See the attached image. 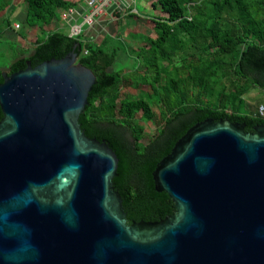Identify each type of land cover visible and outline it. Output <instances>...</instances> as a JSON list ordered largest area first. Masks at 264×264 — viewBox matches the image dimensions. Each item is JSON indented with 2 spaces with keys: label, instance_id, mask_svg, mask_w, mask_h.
Instances as JSON below:
<instances>
[{
  "label": "water",
  "instance_id": "1",
  "mask_svg": "<svg viewBox=\"0 0 264 264\" xmlns=\"http://www.w3.org/2000/svg\"><path fill=\"white\" fill-rule=\"evenodd\" d=\"M79 50L1 72L0 264H264V125L194 124L152 172L174 213L128 224Z\"/></svg>",
  "mask_w": 264,
  "mask_h": 264
},
{
  "label": "trees",
  "instance_id": "2",
  "mask_svg": "<svg viewBox=\"0 0 264 264\" xmlns=\"http://www.w3.org/2000/svg\"><path fill=\"white\" fill-rule=\"evenodd\" d=\"M22 2L25 25L41 31L57 9L74 6L68 0ZM11 3L0 0V14ZM152 6L158 12L151 35L125 66L118 49L71 38L63 30L39 34L27 53L4 55L0 61L1 83L3 70L9 75L24 69L27 61L34 67L61 59L79 43L77 61L96 78L79 124L86 136L104 141L119 159L112 182L128 224L156 222L174 213L169 196L154 189L152 172L194 124L228 119L244 123L247 132L264 125V118L245 111L242 100L252 89L264 98V0H153ZM143 85L150 92L121 97L122 86ZM138 113L140 121L156 126L146 144Z\"/></svg>",
  "mask_w": 264,
  "mask_h": 264
},
{
  "label": "crops",
  "instance_id": "3",
  "mask_svg": "<svg viewBox=\"0 0 264 264\" xmlns=\"http://www.w3.org/2000/svg\"><path fill=\"white\" fill-rule=\"evenodd\" d=\"M68 1L74 3V6L69 8L76 9L79 14H83L86 10V0ZM152 2L153 0H135L137 15H125L109 9L91 28L85 30L86 36L104 45L107 50L125 49V52L123 51L124 55L126 53L125 57L132 58V53L144 45L145 37L151 35L152 19L158 12V9L152 6ZM65 11L66 9H57L55 19L41 31L37 26L25 25V5L22 0H12L11 5L0 14L2 55L8 58L23 55L34 47L37 35H46L56 30L65 32V23L61 20L62 13ZM16 24L20 25V29L15 28ZM117 55L119 58L120 52Z\"/></svg>",
  "mask_w": 264,
  "mask_h": 264
},
{
  "label": "built area",
  "instance_id": "4",
  "mask_svg": "<svg viewBox=\"0 0 264 264\" xmlns=\"http://www.w3.org/2000/svg\"><path fill=\"white\" fill-rule=\"evenodd\" d=\"M109 9L124 14L133 15L138 13L135 0H86V10L83 14H79L74 8L66 9L62 13L61 20L65 23V33L71 38L91 41V37L86 36L85 30L91 28L97 19ZM15 28H18V26L16 25ZM256 114L264 118V105H260Z\"/></svg>",
  "mask_w": 264,
  "mask_h": 264
},
{
  "label": "rangeland",
  "instance_id": "5",
  "mask_svg": "<svg viewBox=\"0 0 264 264\" xmlns=\"http://www.w3.org/2000/svg\"><path fill=\"white\" fill-rule=\"evenodd\" d=\"M125 15H129V13H125ZM134 15V14H133ZM137 15V14H135ZM19 28V24H16ZM15 25V26H16ZM151 25V24H150ZM20 29V28H19ZM151 32V31H150ZM123 51L125 52V49H122L119 55V60L120 62H124L122 66H125L126 62L128 61V57L126 56V53L124 55ZM128 51V50H127ZM0 61L3 62L5 61L4 55L0 54ZM134 57V55H133ZM119 64H116V68H120L122 66H118ZM130 85V84H129ZM150 92V89L148 86H138V87H129V86H122L120 89V94L121 97H133V98H138L142 94ZM243 103H244V109L247 113H254L256 114V111L259 109L260 105H264V98L262 95L259 93L257 89H252L249 92H247L245 95L242 97ZM140 113L136 115V119L139 121V123L144 127V137L141 140L143 144H146L149 139L152 137V135L155 133L156 126L153 122H142L140 121Z\"/></svg>",
  "mask_w": 264,
  "mask_h": 264
}]
</instances>
